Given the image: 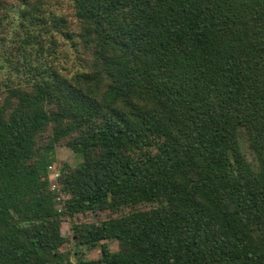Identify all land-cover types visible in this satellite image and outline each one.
Instances as JSON below:
<instances>
[{
  "label": "trees",
  "instance_id": "obj_1",
  "mask_svg": "<svg viewBox=\"0 0 264 264\" xmlns=\"http://www.w3.org/2000/svg\"><path fill=\"white\" fill-rule=\"evenodd\" d=\"M69 1L0 0V264H264V0Z\"/></svg>",
  "mask_w": 264,
  "mask_h": 264
},
{
  "label": "rangeland",
  "instance_id": "obj_2",
  "mask_svg": "<svg viewBox=\"0 0 264 264\" xmlns=\"http://www.w3.org/2000/svg\"><path fill=\"white\" fill-rule=\"evenodd\" d=\"M46 5L57 9L58 12H67L70 13L71 4L69 0H45ZM11 35H9L10 37ZM9 43H7L8 45ZM63 51L58 53V60L61 64L65 65L66 67L71 69V61L72 58L71 50L64 44ZM67 52V56H64V53ZM63 55V56H62ZM5 55L3 54L2 48L0 47V88H3L4 83L7 81L8 77L10 76L11 67L8 65L5 59ZM243 150L245 153L250 157L248 153V149L243 146ZM53 163L48 168V177L51 183V187H58L60 184L58 183V177L56 174L59 175V170L63 163H68L69 165H76L79 163L82 158L79 154L73 152L70 148L64 145H58L54 147L53 152L51 154ZM61 199L64 198L63 194L59 195ZM86 220H95V218L90 214L88 215H77L74 219V223L86 221ZM76 228L72 225V221L68 218L62 219L61 224L59 226V233L64 238V244L61 246L60 250L69 252V259L72 263L76 264L77 258L83 257L85 259H96L100 256L99 246H83L77 245L76 238L74 237V232ZM108 245L112 251H115L119 248V243L116 240H109Z\"/></svg>",
  "mask_w": 264,
  "mask_h": 264
},
{
  "label": "built area",
  "instance_id": "obj_3",
  "mask_svg": "<svg viewBox=\"0 0 264 264\" xmlns=\"http://www.w3.org/2000/svg\"><path fill=\"white\" fill-rule=\"evenodd\" d=\"M56 177H59V175H58V174H56Z\"/></svg>",
  "mask_w": 264,
  "mask_h": 264
}]
</instances>
